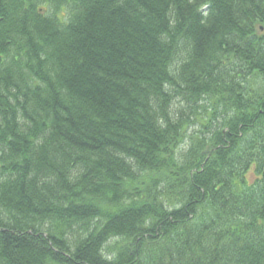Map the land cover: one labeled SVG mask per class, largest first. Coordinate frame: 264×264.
Returning a JSON list of instances; mask_svg holds the SVG:
<instances>
[{"label":"trees","instance_id":"1","mask_svg":"<svg viewBox=\"0 0 264 264\" xmlns=\"http://www.w3.org/2000/svg\"><path fill=\"white\" fill-rule=\"evenodd\" d=\"M0 264H264V0H0Z\"/></svg>","mask_w":264,"mask_h":264},{"label":"rangeland","instance_id":"2","mask_svg":"<svg viewBox=\"0 0 264 264\" xmlns=\"http://www.w3.org/2000/svg\"><path fill=\"white\" fill-rule=\"evenodd\" d=\"M180 149H181V151H183L184 150V146H182ZM247 177H248V179H249L250 182H252L255 179V177L251 173L248 174Z\"/></svg>","mask_w":264,"mask_h":264}]
</instances>
